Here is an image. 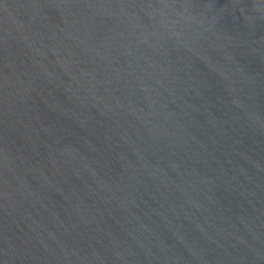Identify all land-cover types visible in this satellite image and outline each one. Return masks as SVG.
<instances>
[{"label": "water", "instance_id": "obj_1", "mask_svg": "<svg viewBox=\"0 0 264 264\" xmlns=\"http://www.w3.org/2000/svg\"><path fill=\"white\" fill-rule=\"evenodd\" d=\"M0 264H264V0H0Z\"/></svg>", "mask_w": 264, "mask_h": 264}]
</instances>
